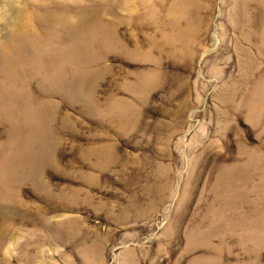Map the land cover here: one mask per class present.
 Returning <instances> with one entry per match:
<instances>
[{"label":"rangeland","instance_id":"rangeland-1","mask_svg":"<svg viewBox=\"0 0 264 264\" xmlns=\"http://www.w3.org/2000/svg\"><path fill=\"white\" fill-rule=\"evenodd\" d=\"M0 264H264V0H0Z\"/></svg>","mask_w":264,"mask_h":264},{"label":"bare ground","instance_id":"bare-ground-1","mask_svg":"<svg viewBox=\"0 0 264 264\" xmlns=\"http://www.w3.org/2000/svg\"><path fill=\"white\" fill-rule=\"evenodd\" d=\"M175 4L177 5L178 3L175 2Z\"/></svg>","mask_w":264,"mask_h":264}]
</instances>
